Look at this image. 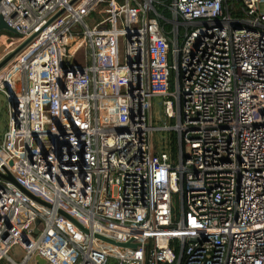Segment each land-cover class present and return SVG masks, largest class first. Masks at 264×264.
<instances>
[{
	"label": "built area",
	"instance_id": "obj_1",
	"mask_svg": "<svg viewBox=\"0 0 264 264\" xmlns=\"http://www.w3.org/2000/svg\"><path fill=\"white\" fill-rule=\"evenodd\" d=\"M72 1L0 0V264H264V0Z\"/></svg>",
	"mask_w": 264,
	"mask_h": 264
},
{
	"label": "water",
	"instance_id": "obj_2",
	"mask_svg": "<svg viewBox=\"0 0 264 264\" xmlns=\"http://www.w3.org/2000/svg\"><path fill=\"white\" fill-rule=\"evenodd\" d=\"M76 0H73L71 2V4L73 2H75ZM63 13V10H61L54 18L60 16ZM53 18V19H54ZM0 31H5L7 33H10L14 36H19L17 34V32L15 30H13L12 28H10L1 18H0ZM34 37V36H33ZM33 37H30L24 41H22L20 44H18L16 47H14L13 50H11L10 52H8L5 56H3L0 59V71H2L8 64H10L13 59L29 44V42L32 40ZM11 103L16 106V101H15V97L11 96L10 99ZM1 156V153H0ZM2 169L4 170L5 174H1L0 173V177L10 181L12 184H14L18 189H20L25 195H27L29 198H31L33 201H35L36 203L46 207V208H51V204L47 203L45 201H43L42 199H40L39 197H36L35 195H33L32 193H30L27 189H25L24 187H22L16 180L15 178L10 174V172L5 168L2 167ZM58 214L63 216L64 218H66L67 220H69L70 222H72L74 224L75 227H77L79 230H81L83 233L88 234V231L86 229H84L82 227V225L74 218L72 217L70 214L64 212L61 209H58ZM37 232V231H36ZM94 237L102 242H106L115 246H118L120 248H135L136 245L132 244L131 242L128 243H118L115 242L111 239L102 237L98 234H94ZM39 264H44L43 261H40Z\"/></svg>",
	"mask_w": 264,
	"mask_h": 264
},
{
	"label": "rangeland",
	"instance_id": "obj_3",
	"mask_svg": "<svg viewBox=\"0 0 264 264\" xmlns=\"http://www.w3.org/2000/svg\"><path fill=\"white\" fill-rule=\"evenodd\" d=\"M97 18L96 14H91L87 18L84 19V22L88 26H92L95 23V20ZM5 32V31H3ZM7 33V32H6ZM3 39V40H2ZM1 43H0V59L5 56L8 52L14 49V46L9 47L8 44L10 41H15V39H10L9 35H6L5 37H0ZM80 38H77V40L74 42V45H76L77 42H79ZM73 46H70L68 48V53L72 52V49L74 48ZM79 55L81 56L82 50L79 51ZM6 99L2 94H0V140L3 134V131L5 130L6 123H7V112H6ZM152 114L155 119H158L159 123L158 125H163L164 120L161 115V108H160V102L159 100L154 99L152 102ZM167 133L166 132H156L154 135V140L158 144L159 141L162 138H166ZM24 251L17 247L14 246L11 251H10V256L17 262H20L21 258L24 256ZM1 264H6L5 261H2ZM27 264H32L31 261L28 262ZM109 264H114V261L110 262Z\"/></svg>",
	"mask_w": 264,
	"mask_h": 264
},
{
	"label": "trees",
	"instance_id": "obj_4",
	"mask_svg": "<svg viewBox=\"0 0 264 264\" xmlns=\"http://www.w3.org/2000/svg\"><path fill=\"white\" fill-rule=\"evenodd\" d=\"M93 14H96V12H93ZM6 35H9L10 39L17 40L19 38V37L14 36V35H12L10 33H6V32H3V31H0V37L6 36ZM170 137H171V146L174 147V139H175L174 134H171Z\"/></svg>",
	"mask_w": 264,
	"mask_h": 264
},
{
	"label": "bare ground",
	"instance_id": "obj_5",
	"mask_svg": "<svg viewBox=\"0 0 264 264\" xmlns=\"http://www.w3.org/2000/svg\"><path fill=\"white\" fill-rule=\"evenodd\" d=\"M3 40V39H2ZM0 43H1V40H0Z\"/></svg>",
	"mask_w": 264,
	"mask_h": 264
},
{
	"label": "crops",
	"instance_id": "obj_6",
	"mask_svg": "<svg viewBox=\"0 0 264 264\" xmlns=\"http://www.w3.org/2000/svg\"><path fill=\"white\" fill-rule=\"evenodd\" d=\"M2 37H4V36H2Z\"/></svg>",
	"mask_w": 264,
	"mask_h": 264
}]
</instances>
